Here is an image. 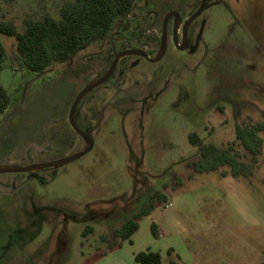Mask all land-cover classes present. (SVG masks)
Returning a JSON list of instances; mask_svg holds the SVG:
<instances>
[{
    "label": "rangeland",
    "instance_id": "rangeland-1",
    "mask_svg": "<svg viewBox=\"0 0 264 264\" xmlns=\"http://www.w3.org/2000/svg\"><path fill=\"white\" fill-rule=\"evenodd\" d=\"M69 1L0 0V22L23 31L28 18L59 19ZM194 1L138 0L133 13L188 14ZM191 31L189 51L170 45L159 62L129 59L114 86L82 101L80 112L103 113L90 153L37 178L0 175V264H138L148 250L162 264H264V146L250 178L190 167L199 156L191 134L221 148L237 146V127L264 126V0H222ZM0 39L8 53L0 83L13 97L0 121V166L35 161L31 141L44 149L38 161L79 150L70 110L85 81L110 65L109 43L24 76L12 64L14 40ZM150 204L133 244L111 250L112 232Z\"/></svg>",
    "mask_w": 264,
    "mask_h": 264
},
{
    "label": "trees",
    "instance_id": "trees-1",
    "mask_svg": "<svg viewBox=\"0 0 264 264\" xmlns=\"http://www.w3.org/2000/svg\"><path fill=\"white\" fill-rule=\"evenodd\" d=\"M2 1L13 3L17 0ZM135 1H69L62 6L59 19L51 16L38 20L28 18L24 21L23 31H19L12 22H0V36L14 40L13 66L23 72L24 76L40 75L56 64L70 62L81 51L108 39L124 25ZM7 59L6 47L0 39V78ZM12 102V95L0 83V119ZM249 126V130L237 127V146L232 144L219 148L203 143L197 134H191L190 143L197 148L199 156L190 167L197 174L218 172L223 178L231 176L234 179H244L253 176L264 146V139L259 138L258 132L264 133V126ZM158 198L159 193L153 200ZM151 205L112 232L116 242L110 246L111 250L122 247L124 242L133 244L132 237L139 231V221L154 210ZM151 229L153 236L158 238V227L152 224ZM91 230L87 227L84 236ZM135 261L138 264H162V256L148 250L136 254Z\"/></svg>",
    "mask_w": 264,
    "mask_h": 264
},
{
    "label": "flooded vegetation",
    "instance_id": "flooded-vegetation-1",
    "mask_svg": "<svg viewBox=\"0 0 264 264\" xmlns=\"http://www.w3.org/2000/svg\"><path fill=\"white\" fill-rule=\"evenodd\" d=\"M137 1L138 0L135 1L134 6H135ZM202 3H203V0H195L194 1V7H193L192 11L189 12L188 14H186L184 11H182V9L180 7H178L175 9H171L165 15H159L158 13L152 12V11L149 12L147 15H135L133 13V9H134V6H133L130 15L128 16L126 21H124V25H127V26L123 25L121 28L114 31L108 37V39H106L104 42L96 44L97 46L98 45L102 46L106 42L109 43L110 50H111L110 57H111L112 61H111L110 65L106 69H104V71L100 72L97 75V77H95L92 80L85 81V84L83 85V89L81 90V92L85 89L87 84H89L93 81H96V80L102 78L104 75H106L107 72H109L110 69L112 68L116 58L118 56L123 55L124 53L135 52L137 54L136 55H127V56L121 57L117 62L116 69L114 70V73L108 79V81L106 83H104L103 85L114 86V84L117 82V79L119 78V75H120L118 72L119 66L129 59H133V58L145 59L151 63H156V62H154V60L159 55L161 45H162V40L164 37H165L167 49L170 45H174L178 50H180L176 45V41L178 42V45L180 47L183 45L184 35H185V31H184L185 25L198 12L200 7L202 6ZM221 3H222V0H205V6L208 7L207 9H209L213 6H216V5H220ZM201 15L199 17H201ZM199 17L197 19H195L188 27V31H187V42H188L187 44L188 45L184 51H189L191 49V46L193 45V42L195 41V36L192 33L191 28H192L193 24L199 19ZM176 24H178V27L175 29ZM164 31H166L165 34H164ZM167 49H166V52H167ZM180 51H182V50H180ZM142 54L147 55L148 58L142 56ZM133 66H134V63H133ZM103 85H101V86H103ZM100 87H98V88H100ZM98 88H96V89H98ZM95 90H92L88 95H90ZM78 96L79 95H77L76 97H78ZM85 98H83V100ZM82 101H81V103H82ZM81 103L78 107L76 122H77L79 129L85 134V133H88L92 128L97 126L98 121H101V119H102L103 113H102V109L94 110L93 112L89 111L86 113H82V112H80L81 111V109H80ZM71 109H72V107H71ZM70 112H71V110H70ZM4 118H6V117H3V119ZM1 119H0V121H1ZM69 124H70V114H69ZM70 129L73 132V135L75 137V143L77 145L76 147H79V150H75L72 146L70 151L66 154L67 156L62 158V159H58L56 161H38L39 155H40V153H42L44 151V149H42L34 141H31V142L27 143L28 144L27 146H28V150L29 151L33 150L34 155H36V157H34L35 161L29 160L28 157L26 156V159H24L22 166H19L18 168H34V167H37L39 165H45V164H51V163L59 162V161L68 159L70 157H73L75 155H78L80 153H83L87 149V143H86L85 139L81 135H79L76 131H74L71 124H70ZM91 139H92V135H91ZM4 165H9V164H4ZM4 165H2V166H4ZM9 166H11V165H9ZM12 167H15V166H12ZM53 170H56V169L47 168L44 171L32 170L30 172H19V173H26L31 178H37L38 173L45 172V171H53ZM7 174H10V173H7Z\"/></svg>",
    "mask_w": 264,
    "mask_h": 264
},
{
    "label": "water",
    "instance_id": "water-1",
    "mask_svg": "<svg viewBox=\"0 0 264 264\" xmlns=\"http://www.w3.org/2000/svg\"><path fill=\"white\" fill-rule=\"evenodd\" d=\"M219 4V3H218ZM208 7L205 6V0H203L202 6L200 7V9L198 10V12L186 23L185 25V35H184V42L183 45L180 47L178 45V42L176 41V45L177 47L184 51L187 47V31H188V27L189 25L195 20L197 19ZM178 27V24H176L175 29ZM166 31H164L165 34ZM166 49H167V45H166V41H165V37L162 40V45H161V49L159 52L158 57L154 60V62H158L160 61L165 53H166ZM137 53L135 52H128V53H124L121 56H118L112 66V68L110 69L109 72H107L106 75H104L102 78L93 81L89 84L86 85L85 89L79 94V96L77 97L76 101L74 102L71 112H70V124L72 126V128L74 129V131H76L79 135H81L86 143H87V149L83 152L80 153L78 155H75L73 157H70L68 159L59 161V162H55V163H51V164H45V165H39L37 167L34 168H18V167H12L9 165H4V166H0V175L2 174H7V173H19V172H30L32 170H37V171H44L47 168H54V169H59L63 166H66L80 158H82L83 156L87 155L88 153H90L93 149V141L91 139V135L92 133L96 130V128L100 125V121H98V124L96 127L92 128L88 133H83L76 122V116H77V111H78V107L81 103V101L83 100V98H85L92 90H95L96 88L100 87L101 85H103L104 83H106L108 81V79L112 76V74L114 73V70L116 69V65L118 60L123 57V56H127V55H136ZM142 56L148 58L147 55L142 54Z\"/></svg>",
    "mask_w": 264,
    "mask_h": 264
}]
</instances>
